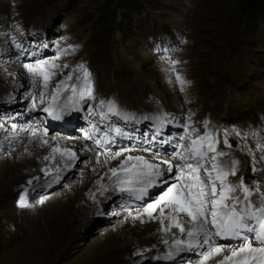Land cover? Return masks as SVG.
<instances>
[{
    "label": "rangeland",
    "instance_id": "rangeland-1",
    "mask_svg": "<svg viewBox=\"0 0 264 264\" xmlns=\"http://www.w3.org/2000/svg\"><path fill=\"white\" fill-rule=\"evenodd\" d=\"M38 60L47 62L45 69L52 73L47 87L25 67ZM80 64L91 73L94 89V99L82 102L81 116L92 109L98 123L103 112L109 121L127 124L120 138L131 123L148 128L149 120L156 125L153 117L166 115L171 148L163 153L155 149L161 159H174L182 150L178 144L190 143L179 140L186 135L184 124L190 125L189 131L195 129L194 139L205 133L208 122L220 150L228 153L225 157L238 161L236 176L229 180L235 183L243 177L246 184H258L264 191V0H0V99L13 108L4 109L7 115H14L0 111V264L198 263L197 251L165 258L168 248L163 241L170 247L175 235L147 242L150 221L144 218V205L168 185L137 200L120 198L112 181L101 179V153L130 149L128 153L154 155L152 148L139 143L96 146L78 135V127L85 130L80 116L73 125L49 126L42 109L68 75L82 83L76 79L83 75ZM177 74L187 81L183 91ZM68 95L69 89L62 92L61 101ZM109 101L118 114L109 112ZM123 111L133 112L134 120H123ZM14 130L24 133L12 135ZM30 139L34 141L28 143ZM56 140L75 149L77 158L52 153ZM120 160L107 167H117ZM94 167L99 168L87 186L82 175ZM21 194L29 207H19ZM253 199L259 204L258 196ZM137 216L140 219H134ZM128 241L133 245L126 249ZM214 241L223 246L222 253L238 243L220 237Z\"/></svg>",
    "mask_w": 264,
    "mask_h": 264
},
{
    "label": "snow or ice",
    "instance_id": "snow-or-ice-1",
    "mask_svg": "<svg viewBox=\"0 0 264 264\" xmlns=\"http://www.w3.org/2000/svg\"><path fill=\"white\" fill-rule=\"evenodd\" d=\"M46 63L38 60L35 65H25L29 73L42 77L45 87L52 75L45 69ZM50 67L59 66L51 65ZM77 68L83 75L76 79L82 80V83L69 85L67 81H71L73 76L68 75L53 90L48 106L42 109L53 120L70 122L74 114L82 110V102L94 99L91 73L84 64L78 65ZM175 79L180 83L181 91H183V85L187 81L182 80L179 74ZM169 82L171 83V80ZM33 83L35 84V81ZM69 88L70 95L61 101L62 92ZM44 96L45 93L41 92V103L44 102ZM104 104L105 101L101 100L100 106L103 107ZM35 107V97H33L32 110H35ZM108 109L109 112L118 114L114 102H108ZM89 113H92V109H89ZM104 118L105 114L102 112L101 119ZM122 118L134 119L128 114H123ZM145 119L150 118L145 117ZM155 120L156 135H158L170 121L166 115L156 117ZM189 128L190 125H183L186 135L179 137V140H189L190 143L187 146L183 143L178 144L183 152H177L176 162H173L172 158L156 162L155 158L149 160L142 155H127L120 160L117 167H110L108 173L111 175L108 178L112 181L113 189L120 193H127L137 200H144L145 197L150 196L152 189L168 185L166 190L144 205V213L149 219H156L157 217L153 214L159 211L158 219L162 231L168 232L173 228L179 230V237L173 239L175 251H170L166 258H173L185 251L200 249L198 253L200 264H206L210 258L219 256L222 252L223 246L214 241V237H220L235 239L238 243L228 255L219 259L217 264H264V191L258 184H246L243 177L235 183L231 182L229 177L236 176L238 161H232L230 168L225 167L219 157L228 153L217 149V139L208 132L197 135L193 139L195 129L189 131ZM92 129L96 131L95 124L92 125ZM115 131L120 133L121 129L117 128ZM85 137L92 139L88 132H85ZM43 143L48 141L45 140ZM95 143L99 145L101 141L96 140ZM224 143L226 147H232L227 140ZM260 147L261 151H264V146ZM130 151V149H123L115 153H105L104 163L118 159L124 156V152ZM52 153H60L62 158L67 157L69 160L77 158L72 149L61 148L58 145L52 148ZM97 163H100L99 155ZM42 171L48 174L47 169ZM252 171H256L255 167ZM170 174L173 182L169 185ZM29 183L31 184L32 181ZM104 187L101 185V188ZM254 196L259 197V204L255 203ZM43 201L44 197H41L40 203ZM18 205L21 208L29 207L24 194H21ZM134 219H140V217L137 216ZM165 221L168 222L167 225ZM163 243L168 244L169 241L164 240ZM138 254L142 255V253Z\"/></svg>",
    "mask_w": 264,
    "mask_h": 264
},
{
    "label": "bare ground",
    "instance_id": "bare-ground-1",
    "mask_svg": "<svg viewBox=\"0 0 264 264\" xmlns=\"http://www.w3.org/2000/svg\"><path fill=\"white\" fill-rule=\"evenodd\" d=\"M39 24V23H38ZM40 27V26H39ZM38 27V28H39ZM45 28V27H44ZM42 30V29H41ZM45 32H46V30H44L42 33H41V35H43V34H45ZM39 38V37H38ZM74 81H75V79L73 78L72 80H71V82H70V84L69 85H71V84H74ZM69 90H70V88H69ZM65 92V91H64ZM63 92V93H64ZM65 95H67V94H65ZM109 96V95H108ZM106 98H107V96L105 97V99H104V101L106 100ZM160 102H161V99L158 97L157 98ZM11 100V99H10ZM4 100H1L0 99V102H1V104L0 105H2V107L0 108V111H1V113H4V114H6L7 115V112L6 111H10V110H12L13 111V108H11L12 106L10 105V103H5V102H3ZM163 104H164V102H163ZM3 106L5 107V108H3ZM3 108V109H2ZM158 108V107H157ZM6 111H5V110ZM158 110L160 111V108H158ZM11 112V111H10ZM116 112H117V107H116ZM45 114H47V113H45ZM121 114H122V116H123V114H128L129 116H131L132 114H133V112H131V111H123V112H121ZM163 114V113H162ZM15 115H17V114H15ZM7 116H14L12 113H10V114H8ZM18 116V115H17ZM36 118V117H35ZM139 117H136V119H138ZM156 117H153V119H155ZM123 119V118H122ZM124 120V119H123ZM132 120H134V119H129V120H126L127 122H129V121H132ZM71 121H72V119H71ZM70 121V122H71ZM156 121V120H155ZM156 126V125H155ZM4 127L2 126V128L0 127V129H3ZM203 128H204V130H206L205 132H208V133H210V134H212L213 136H214V132H215V128H211V124H209L208 122H206L205 124H204V126H203ZM25 130H26V128H25ZM24 133V131H21V130H14V132H13V134L12 135H16V134H23ZM215 137V136H214ZM17 138V137H16ZM34 140L33 139H30L29 140V142L28 143H32ZM82 142V141H81ZM56 143H58V146H60L61 148H68V147H65L64 145L66 144L65 142H63L62 144L58 141V140H56ZM80 143V142H79ZM83 145V144H82ZM83 147L85 148V146L83 145ZM70 149H72L74 152H75V149H73L72 147H69ZM83 148V149H84ZM217 149L219 150V151H221L220 150V147H219V145H217ZM88 152V151H87ZM140 152H143V153H145V154H142V153H136V152H132V153H126L125 155L127 156V155H133V156H136V155H142V156H144L146 159H149V160H153V158H155V161H157V162H159L160 160H162L161 159V157H159L158 155H161V154H159V153H156L154 150L152 151V153L154 154V155H152L150 152H148V151H140ZM180 152H183V149L180 151ZM105 153H101V158H100V161H101V163L103 164V166L105 167V169L102 171V176H101V179L104 181V182H107V181H109V176L111 175L110 173H108V169H109V167H107V165H109L112 161H116V160H118V159H122V157H120V158H118V159H115V160H109V162L107 163V164H105L104 163V160H105V155H104ZM177 154V153H176ZM176 154H174V159H173V162H176L175 161V157H176ZM151 156H153V157H151ZM162 156V155H161ZM222 159H224V161H228V162H230L231 163V165H232V161H234V160H237L236 159V157H231V156H222V157H219V160H220V162L224 165V163L222 162ZM242 165V164H241ZM241 165L239 166V167H241ZM98 168L99 167H94V168H92L91 170H90V173L88 174V175H85V174H83L82 176H83V180H84V183H85V185H89V183L92 181V179L96 176V171L98 170ZM228 168H230V167H228ZM238 169V168H237ZM106 173H107V175H106ZM170 178H171V180H173V178H172V176H169ZM86 186V187H87ZM115 193H118V191H114ZM126 196H128V194L127 193H122L121 194V196H120V198H126ZM121 207H123V206H121ZM125 207H123V209H124ZM156 220H157V222H158V225H156V224H154L153 222H152V220L151 219H149L148 217H147V215L145 214L144 215V218H145V220H146V222H149V225L150 226H147V234L149 235L148 236V238H147V242H149V241H152V240H154V241H156V242H160L161 240H163V239H169V238H172L173 237V235H175V237H179V230L178 229H175V228H173V229H171V231H168V232H165V231H162L161 230V224H160V222H159V219H158V217H159V211L157 210V212H156ZM182 219H186L185 217H182ZM167 221H165V225H167ZM145 230V229H144ZM126 232V231H125ZM124 232V233H125ZM146 232V231H145ZM139 234V233H138ZM119 238V237H118ZM120 239V238H119ZM123 240H126V239H123ZM147 242H145V243H147ZM131 245H133V244H131L129 241H128V243H125V246H123L124 248H128V247H130ZM170 247H168L169 246V243L168 244H166V248H168V253L170 252V251H172V252H174L175 251V246H174V244H173V241L170 243ZM142 248V247H141ZM139 249V248H138ZM160 249V248H159ZM138 250H136V252H137ZM197 252H199L200 251V249H197L196 250ZM161 253H162V250L160 251ZM193 252H195V251H185V252H182L183 254H189V253H193ZM165 253H166V251H165ZM168 253H166L165 254V258L167 257V255H168ZM230 253V251H228L227 253H220V255L219 256H215V257H213V258H210L207 262H206V264H217V261L219 260V259H221L224 255H228ZM179 255H181V254H178V255H176V256H179ZM165 260V259H164ZM168 261V260H167ZM152 262V261H151ZM196 264H200V261L198 262V263H196Z\"/></svg>",
    "mask_w": 264,
    "mask_h": 264
}]
</instances>
